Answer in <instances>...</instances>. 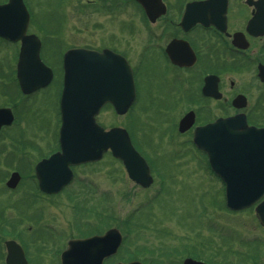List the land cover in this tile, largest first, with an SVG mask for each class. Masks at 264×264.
Masks as SVG:
<instances>
[{"label":"rangeland","instance_id":"1","mask_svg":"<svg viewBox=\"0 0 264 264\" xmlns=\"http://www.w3.org/2000/svg\"><path fill=\"white\" fill-rule=\"evenodd\" d=\"M24 2L32 18L28 32L46 42L42 57L56 70L49 88L32 98L23 97L15 82L18 44L0 40V106L11 108L16 120L0 138V241L9 234L2 220H17L18 207L23 206L32 223L36 225L39 216L44 231H53L57 248L62 236L71 239L117 228L122 243L108 264L133 260L142 264H181L188 256L210 260L211 264H264V228L258 224L254 208L238 213L226 210L223 186L206 170V158L192 148L190 133L165 132L175 116L163 113L172 111V104L162 106L159 97L145 100L144 88L153 75L150 66L143 67L145 62L138 69L142 103L132 117L137 132L130 133L154 171L151 187L143 190L134 185L122 165L107 154L100 163L77 168L65 194L54 199L35 198L33 185L27 180L19 184L16 194L6 190L7 173L17 168L25 173L27 169L25 165L17 166L16 158L10 159L9 155L14 157L16 152V156L33 160L46 153L52 132H58L56 100L62 73L57 65L64 50L68 46L95 47L114 34H131L137 39L133 40L135 44L146 32L142 12L129 0ZM48 35L53 41L45 40ZM140 48L133 49L128 57L137 59ZM238 82L249 87L253 83L249 71L243 72ZM184 102L178 111L185 109ZM101 122L106 126L124 124L121 118L114 120L108 113ZM16 201L20 202L18 207L14 206ZM23 226L18 229L30 233L31 229ZM54 250L51 242L30 245L31 263L57 264L56 256L51 254Z\"/></svg>","mask_w":264,"mask_h":264},{"label":"water","instance_id":"2","mask_svg":"<svg viewBox=\"0 0 264 264\" xmlns=\"http://www.w3.org/2000/svg\"><path fill=\"white\" fill-rule=\"evenodd\" d=\"M134 1L143 8L150 21L164 13L160 0ZM226 2L208 0L189 5L182 25H220ZM28 23L29 15L22 0L0 4V38L21 43L16 79L22 93L27 95L46 87L52 79L51 70L39 57V39L27 35ZM170 58L178 63L174 56L170 55ZM262 72L260 70V74ZM215 82V77L205 80V96L218 97ZM110 87L116 90L112 92V105L118 114H124L133 102L134 87L131 71L123 58L107 50L98 53L73 49L64 54L59 130L61 150L36 167L39 187L44 193H56L69 183L72 177L69 167L99 161L108 150L122 162L131 181L142 188L152 183L149 169L132 147L127 133L119 128L105 132L95 124L94 118L105 99L112 101L110 92H107ZM98 89H101L100 98L102 96L104 101L99 99ZM12 121L11 110L0 109V127L9 126ZM192 123L190 113L179 122V131L183 133ZM193 144L207 156L211 171L223 182L226 208L236 212L257 204L255 216L264 227V200H261L264 197V129L248 127L241 116L219 119L197 128L193 133ZM18 180L19 176L12 174L7 186L14 188ZM120 244L121 235L117 229H110L102 236L70 241L61 254V264H102L105 258L116 253ZM6 246V264H25L17 246L13 243ZM183 264L204 263L185 259Z\"/></svg>","mask_w":264,"mask_h":264},{"label":"flooded vegetation","instance_id":"3","mask_svg":"<svg viewBox=\"0 0 264 264\" xmlns=\"http://www.w3.org/2000/svg\"><path fill=\"white\" fill-rule=\"evenodd\" d=\"M129 1H131L135 7H138L132 0ZM204 1L208 0H160L164 13L154 21H149L148 17L141 10V17L146 31L138 38L141 43L138 42L133 44V40L137 39H133L131 34H124L126 37L120 34H114L109 38H105V40H100L95 47L87 45L78 47L68 46L64 50L66 51L72 48H83L86 50H95L97 52L109 50L122 56L129 64L135 88L134 102L124 115H118L112 105L114 101L112 92H116V90L112 87L107 89V92H110L112 101L106 99L104 101L102 96L100 98L101 89H98L99 99L104 101L95 118L98 125L105 130L120 127L128 133L132 141L133 137L130 132H137L136 127L133 126V113L135 112L136 106L142 103L139 102L138 84L140 85V80L138 69H140L142 63L145 62L146 64L143 67L150 66V72L153 74L144 88L145 100L150 97H159L162 106L166 107L167 104H172V111L167 110L163 113L164 115L173 113L175 116L174 120H170V130L165 132H180L178 130V122L187 113H192L194 123L191 128L183 131L185 132L183 134L190 133V135H192V132H194V129L197 127L207 125L220 118L235 116L243 117L249 126L258 128L264 127V108L262 107V102H264V0H227L223 18L219 20L220 25L218 26L213 24L206 26L201 24L182 25V19L186 8L189 5H195ZM138 8L140 9V7ZM49 38V35L47 37L45 36V40H48V42L53 41ZM40 41L41 50L43 52L46 42L44 41L43 43L42 38H40ZM139 46H141V52H137L140 54L138 58L135 60L129 58L128 53L132 52L133 49L137 50ZM169 50L172 53L169 52ZM170 55L174 56L178 63H174ZM188 62L190 63L186 64ZM49 67L53 72V82L55 79L54 70L56 69L51 66ZM57 67L58 70L61 68L60 65H57ZM260 70L263 71L262 74H260ZM245 71H249L253 81L249 87H244L242 83L239 84L238 82L239 77ZM210 76L216 77L215 86L216 94L218 95L217 98L205 96L202 93L205 80ZM52 82L45 89L49 88ZM59 88L60 90L57 92L59 97L57 96L56 100L58 118L59 99L62 90L61 81ZM45 89L39 90L36 94ZM251 92H253V94H251ZM33 96L34 94L30 97H23L32 98ZM237 99L238 101H236ZM182 101H185L184 104L186 107L187 103L189 106L188 108L185 107V109L178 111V107L181 106ZM0 108L5 107L0 106ZM12 113L14 115L13 110ZM106 113L110 114L114 120L121 118L124 124L119 125L113 123L108 126L103 125L101 118ZM15 122L14 115V121L11 126H13ZM7 128L2 127L0 129V138L4 136ZM58 133L59 132H52L51 144L45 146L47 150L46 153L36 156L33 160L22 155L16 156V152L14 157L9 155L10 159L16 158L14 161L17 166L22 167L25 165L24 167L27 169L25 173L18 168L7 173V177L4 179V186L7 191L15 194L18 193L17 187L19 184H21L23 180H27L33 185V195L35 198L41 196L47 199H54L61 196L73 183L75 179V170L77 168L100 163L99 161L97 163L72 167V181L60 192L55 194H45L41 192L39 188V179L36 175V167L41 161L59 151ZM47 143H49V141ZM134 147L141 153L135 145ZM18 151H20V149ZM147 164L153 179L154 171L152 166L148 163V160ZM13 173H17L20 179L14 188H7L5 184ZM19 203L20 202L16 201L14 206L18 207ZM18 209V219L25 222V226L21 225L22 222L19 224L16 218H12L6 222L2 220L4 221V223L1 224L2 227L9 232V234L0 241V256L2 258L0 264H6L8 254L6 244L8 242H13L20 246L26 264H32L29 256L30 245L36 247L37 243L40 245H49V242H51L52 246L55 247V250L51 254L56 256L57 264H59L60 253L65 249L66 244L70 240L84 239L87 237L78 236L69 239L62 236L63 240H57V242L60 243V247L57 248L53 243L55 234L50 229L44 231V225L40 224L39 216L35 225L32 223L31 219L28 218L29 216L23 209V206L22 209L19 207ZM2 210L3 207H0V211ZM30 216L33 217L34 215L32 214ZM21 226L29 227L31 229L30 233L26 234L24 231L19 230L18 228ZM92 235H100V232L93 233L91 236ZM89 236L90 235H88V237ZM214 259L217 260L215 256ZM111 260L113 259H105L103 264H108L107 262ZM206 262L211 264L210 260ZM116 263L118 262L114 264Z\"/></svg>","mask_w":264,"mask_h":264}]
</instances>
